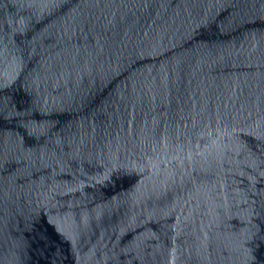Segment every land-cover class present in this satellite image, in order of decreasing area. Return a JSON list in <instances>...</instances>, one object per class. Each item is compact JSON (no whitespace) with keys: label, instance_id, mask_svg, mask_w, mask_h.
Masks as SVG:
<instances>
[{"label":"water","instance_id":"1","mask_svg":"<svg viewBox=\"0 0 264 264\" xmlns=\"http://www.w3.org/2000/svg\"><path fill=\"white\" fill-rule=\"evenodd\" d=\"M0 264H264V0H0Z\"/></svg>","mask_w":264,"mask_h":264}]
</instances>
